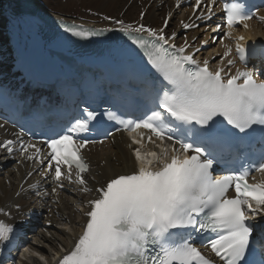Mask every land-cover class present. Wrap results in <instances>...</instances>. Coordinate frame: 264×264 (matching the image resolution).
<instances>
[{"label": "snow or ice", "instance_id": "6c2138e0", "mask_svg": "<svg viewBox=\"0 0 264 264\" xmlns=\"http://www.w3.org/2000/svg\"><path fill=\"white\" fill-rule=\"evenodd\" d=\"M196 2L199 6L201 0ZM223 11L225 24L214 31L226 27V37L236 26L247 29V21L253 19L238 0L224 3ZM116 23L147 65L142 66L143 94L150 103L145 117L133 120L105 113L119 125L117 131H127L131 144L138 145L132 149L133 171L114 174L95 189L87 187L90 166L83 156L87 143L81 134L90 131V122L96 119L92 112L45 141L48 151L43 155L35 143L20 145L22 157L46 165L45 173H52L57 188L63 187L62 177L73 182L74 170L82 191L98 194L85 205L82 233L70 250L62 249L66 254L56 264H214L194 245V234L201 233L214 234L206 246L222 264H264V238H258L249 223L264 212V179L255 183L248 179L253 172L264 177V79L247 69V60L264 57V51H248L237 42L235 55L244 68L234 74L224 67L212 71L208 59L201 63L184 46L171 42L175 33L167 36L164 28ZM62 27L71 37L84 40L104 35V30ZM232 54L225 44L221 63L234 66ZM157 140L164 146L155 144ZM13 144L5 140L0 147L12 153ZM149 144L153 150H147ZM220 165L225 168L217 175ZM0 214L10 217L3 210ZM15 241V227L0 220V247H11Z\"/></svg>", "mask_w": 264, "mask_h": 264}, {"label": "bare ground", "instance_id": "6f19581e", "mask_svg": "<svg viewBox=\"0 0 264 264\" xmlns=\"http://www.w3.org/2000/svg\"><path fill=\"white\" fill-rule=\"evenodd\" d=\"M6 1L0 0V10L3 12L2 18L3 21L7 22L9 33L15 35V27L9 18L17 12L8 10ZM36 2L42 12L53 18L71 20L76 17L81 20L79 21L81 23L92 24L101 29L121 27L116 21H123L125 25L132 26L143 24L153 29L164 28L165 34L168 36L174 31H179L182 28L180 21L185 22L191 14L190 9L187 10L181 5L179 7L175 6L176 0H37ZM142 13L143 17L141 16ZM166 18H168V23L165 27L163 24ZM192 19L194 17H191L190 21ZM75 21L78 22L77 19ZM253 24L252 22L249 25L250 29L244 32L245 38L247 41L258 39L263 41L264 27L252 28ZM16 30H18V27ZM1 34L2 30L0 28V46L3 45L4 48L3 52L0 49V58H6L8 57L6 48L9 47V38ZM240 34H243V32H240ZM187 37L191 46L193 38L201 37L206 42L209 35L206 32L204 33L201 28L188 34ZM198 40L194 44H198ZM177 42H181V39L178 38ZM225 44L227 43L217 42L214 46H209L206 50L198 53L197 56L203 54L206 59L214 62L215 53H224ZM9 60L10 58H6L0 66H4L5 62ZM111 146L87 156L90 162V171L86 176L87 187L95 189L97 186L105 184L114 174L133 171L134 164L127 144L120 141ZM22 166L25 167L23 164ZM18 168L20 167L16 169ZM26 171H29V169L26 168ZM23 179L24 175L20 171L13 172L10 168L0 171V210H8L10 215L14 216L12 222L16 220V214L19 212L26 213L35 207L32 205L33 198L28 199L29 193L24 192V187L27 185L22 186V190H19ZM76 189L78 190L76 192L77 196L71 200L60 194L59 204L54 196L44 198L41 216L52 228L46 230L45 234H37L33 243L28 245V253L34 252L35 254L32 255L34 257L31 256L26 262L20 261L19 264H50L52 255L60 254V250H67L73 244L84 220L82 211H85L86 202L95 194L93 191L90 193V197H87L80 193V188ZM75 204L80 207V212L77 210L79 214L76 212ZM16 208H20V210L16 211ZM36 256L38 258H35Z\"/></svg>", "mask_w": 264, "mask_h": 264}, {"label": "rangeland", "instance_id": "374dc122", "mask_svg": "<svg viewBox=\"0 0 264 264\" xmlns=\"http://www.w3.org/2000/svg\"><path fill=\"white\" fill-rule=\"evenodd\" d=\"M63 2H64V1H63ZM174 22H175V21H174ZM172 26H173V25H172ZM75 207H76V206H75ZM76 212H77V210H76ZM78 212H79V211H78ZM78 212H77V213H78ZM78 214H79V213H78ZM78 214H77V216H78ZM75 218H76V217H75Z\"/></svg>", "mask_w": 264, "mask_h": 264}]
</instances>
